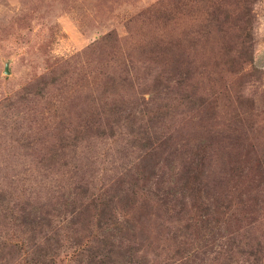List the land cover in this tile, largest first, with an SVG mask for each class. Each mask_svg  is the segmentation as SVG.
<instances>
[{"label": "rangeland", "instance_id": "374dc122", "mask_svg": "<svg viewBox=\"0 0 264 264\" xmlns=\"http://www.w3.org/2000/svg\"><path fill=\"white\" fill-rule=\"evenodd\" d=\"M107 204L128 264H264V0H0V264Z\"/></svg>", "mask_w": 264, "mask_h": 264}, {"label": "trees", "instance_id": "16d2710c", "mask_svg": "<svg viewBox=\"0 0 264 264\" xmlns=\"http://www.w3.org/2000/svg\"><path fill=\"white\" fill-rule=\"evenodd\" d=\"M211 13L214 14V10L211 11ZM212 14V15H213ZM210 15V17L212 16ZM142 135H144V132L141 133ZM153 144H156L155 141L152 142V144L150 145H146L145 148L148 149H152V147L154 146ZM148 162H150L148 160ZM158 165V163L151 161V166L153 169L156 168V166ZM168 168H171V165L167 164ZM198 175V173L195 174V177ZM127 196H130L128 194H126ZM97 207L95 206V209ZM113 208L110 204H107V206L105 208L100 209V215L103 216L100 224L97 226V231L101 232L102 235L99 236H92L89 235L87 238V242L88 244L83 245L81 243H78L79 245V250H78V255L79 257L81 256V254L87 255L88 258H90V261L92 262V264H128L130 263V259L128 257L127 252L125 251L124 247L126 244L131 243L130 242H125V232L130 233L131 229L130 226L127 224L129 221L126 220V222H118V224H116V222H112L110 221V218L108 217L109 215H112L111 212L113 210ZM87 211V210H86ZM34 211H32L33 213ZM47 212V213H46ZM43 212L41 210L38 211V213H33V217L31 218L29 215L32 213H29L28 216L30 217L28 219L27 216V220H25V224H32V225H36L37 227H40L43 223V221H45V224L50 227L53 228V224H54V217H53V213L52 211L48 213V211ZM72 214V211H69ZM75 214L77 212V210L73 211ZM119 212V211H118ZM179 212H181V209L179 210ZM97 213V211H96ZM108 214V215H105ZM108 217V218H107ZM106 218V221L104 222V219ZM31 227H35V226H31ZM104 227V228H103ZM36 234V233H35ZM38 234V233H37ZM37 234L36 236H33L32 239L35 240L37 238ZM101 238L103 241H99V245L98 247H96V250L99 251L100 248H104V249H108L109 250V257L108 258H100L98 256L95 255L96 252H93L91 249H87L89 248V246L91 244H93L97 239ZM25 245V244H23ZM43 248L40 247L38 250L37 255H39L40 251ZM28 250V248H27ZM45 253L43 255H45L46 253L49 254L51 251V243H46V247L44 248ZM87 252V253H85ZM46 254V255H47ZM51 255H49L50 257ZM95 260H100L97 261V263H94L93 261Z\"/></svg>", "mask_w": 264, "mask_h": 264}, {"label": "water", "instance_id": "95a60500", "mask_svg": "<svg viewBox=\"0 0 264 264\" xmlns=\"http://www.w3.org/2000/svg\"><path fill=\"white\" fill-rule=\"evenodd\" d=\"M6 73H9V69H8V67H7V69H6Z\"/></svg>", "mask_w": 264, "mask_h": 264}]
</instances>
